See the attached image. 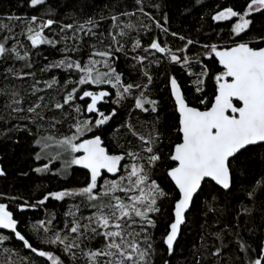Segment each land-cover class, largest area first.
Wrapping results in <instances>:
<instances>
[{
  "label": "snow or ice",
  "instance_id": "obj_1",
  "mask_svg": "<svg viewBox=\"0 0 264 264\" xmlns=\"http://www.w3.org/2000/svg\"><path fill=\"white\" fill-rule=\"evenodd\" d=\"M135 2L137 11L155 22L161 32L168 34L167 27L144 11V0ZM44 4L45 0H29L32 8ZM134 14L120 13L124 16ZM255 14L264 16V0H245L242 10L233 6L219 7L211 19L228 22L227 39L223 45H202L204 52L195 61L188 55L181 57L157 39H152L144 48L146 54H160L157 63L161 59L167 60L170 65L179 64L189 77L194 75L195 94L192 99L204 106L199 108L189 104L178 78L171 74L168 76L165 90L178 116L174 125L176 137L170 141L166 160L161 155L164 137L159 130V101L152 96L155 77L144 64L148 56H131L136 61L132 67L139 71L140 82L122 79L124 74L117 63L121 54L127 60L130 53H137L142 47L139 31L134 25L122 24L118 15H101L99 19L87 16L74 19L72 23H61L58 32L49 36L45 29L52 30L56 23L52 18L35 15L30 18L8 17V20L23 23L21 35L30 42L31 49L47 45L61 53L62 58L40 69L42 73L51 70L66 73L62 83L53 75L51 79L44 80L45 87L40 88L41 81L35 79L34 73L7 69L17 79L32 76L34 80L31 95L35 99L29 102L27 109L22 107L24 97L16 91L11 93L10 102L13 112L26 111L28 115L20 118L36 127L35 134L30 128L27 131L35 136L34 148L38 151H35L34 159L43 163L33 170L37 173L53 172L54 161H59L60 167L53 172L54 176L66 178L74 167L86 171L83 186L50 191L35 203L25 200L17 206L23 213L27 208L44 205L49 198L56 201L79 199V203L73 202L64 213V228L54 226L55 217L33 225L37 235L40 229L43 230L41 242L47 248L30 243L19 230V219L5 203H0V233L6 232L0 234V245L13 237L22 242L23 247L36 258H42L29 264H66L64 257L72 264H153L155 241L149 229L157 227L158 214L167 201L170 215L162 243L172 255L182 226L186 225L188 215L205 186L217 194L230 195L237 180L243 176L245 158L257 148L264 149V46H261L264 45V30L252 33ZM105 19L111 20L107 32L101 30ZM164 22L168 23L167 15ZM142 26L146 32L151 31L148 25ZM5 27L7 25H0V29ZM134 30L137 36L132 37L130 33ZM8 31L11 32V28ZM171 35L181 41L186 40L178 52L186 53L190 51V45L197 43L176 32ZM7 39L9 37H5ZM129 41L130 49L127 47ZM61 42L63 47L57 49ZM20 48H25L20 41H15L12 47L0 42V58L25 61L24 66L30 69V50L26 49L21 55ZM84 52L86 59L82 55ZM206 59L219 64L220 68L214 74L204 63ZM197 64L200 71L194 73L193 68ZM209 77L214 81L211 99L204 94ZM55 85H60L62 101L46 100L44 95H40ZM105 85L110 86L109 89H105ZM110 89H115L114 98ZM129 100L131 104L126 103ZM105 104L155 114L150 133L147 136L140 134L133 125L126 123L124 127L139 143L133 148L132 142L127 141L130 146L125 149L117 139L116 144L121 151H109L103 132L117 115V109L112 108L106 113L101 110ZM65 125L66 130L62 131ZM161 167L168 182L167 189L155 178L157 168ZM3 175L5 172L0 169V176ZM258 193L264 195V176L256 180L246 195L249 201H254ZM82 207L89 210L88 215L81 213ZM248 214L250 210L242 205L237 216ZM239 227V222L233 225V229ZM225 234L234 235L230 243H235L240 254L234 264H264V237L253 248L239 231L233 232L227 227L215 233L220 246L215 248L212 256L220 257L228 247L224 243ZM94 241L99 243V247L93 245ZM54 250H58L60 255L54 254ZM196 264H200L199 259Z\"/></svg>",
  "mask_w": 264,
  "mask_h": 264
},
{
  "label": "trees",
  "instance_id": "obj_2",
  "mask_svg": "<svg viewBox=\"0 0 264 264\" xmlns=\"http://www.w3.org/2000/svg\"><path fill=\"white\" fill-rule=\"evenodd\" d=\"M221 6H233L237 10H242L245 6V0H144V11L169 29L168 34H164L156 28L155 22L137 11L138 6L135 0H45V4L37 6V8L30 7L29 0H0V25H7V27L0 29V42L5 43L6 47H12L15 41H20L25 45V48H20V54L23 55V52L29 49V60L32 64L29 69L24 66L25 61L15 59L6 61L0 58V169L5 172V175L0 176V203H5L9 210L14 213V217L19 219V230L33 246L48 247L41 242L43 230L40 229V234L37 235L33 230V225H36L40 220L55 217L54 226L64 228L66 222L64 213L68 211L70 204L73 202L79 203V199L75 201L71 199L56 201L49 198L44 205L27 208L23 213L18 210L17 206L25 200L29 203H35L50 191L83 186L85 171L74 167L70 170L71 174L66 178L54 176L53 172L60 167L59 161H54L53 172L37 173L33 170L35 167L42 166L43 163L34 159L35 151H38L37 148H34L35 136L29 135L27 131L30 128L35 134L36 127L29 124L27 120L20 118L28 115L26 111L13 112L10 102L12 100L11 93L16 91L24 97L22 107L27 109L29 102L35 99L31 95L34 80L32 76L17 79L7 69L34 73L35 79L41 81L38 85L40 88H44L43 81L51 79L53 75L62 83L66 73L59 70L42 73L40 69L45 64L62 58L61 53L47 45H41L38 49H31L30 42L21 35L24 27L23 23L7 18L10 16L30 18L33 15L44 19L52 18L56 21L52 26V30L45 29L49 36H53L54 33L58 32L61 23H72L74 19H83L87 16H94L99 19L101 15L104 17L118 15L122 24L131 23L134 25V28L139 31L142 47L137 50V53H130L127 60L121 54L117 63L119 70L124 74L122 79L128 82H140L139 71L132 67L136 64V61L132 60L131 56L136 54L148 56L144 64L148 66V70L155 77L152 96L159 101V130L164 137L161 155L166 160V153L171 146L170 141H174L176 137L174 125L177 123L178 116L173 110L174 104L169 99V93L165 90L168 76L171 74L178 78L182 91L188 97L189 104L199 108L204 106L192 99L195 94L194 75L189 77L188 73L179 64L170 65L167 60L161 59L157 63L156 61L160 57L158 53L149 52L146 54L143 50L147 48L152 39H157L162 45L166 43L173 52H177L181 57L188 55L193 61L201 58V54L204 52L202 45L212 43L223 45L227 39L228 22H214L211 19L212 15ZM123 12L135 14L132 16L120 15ZM165 15L168 18L166 24L164 22ZM110 25L111 20L105 19L102 22L101 30L107 32ZM142 25H148L151 31L146 32ZM8 28H11V32L8 31ZM262 30H264V16L255 14L252 33H259ZM172 32H176L186 39L190 38L197 41V43L190 45V51L186 53L178 52L177 49L182 48L186 40L181 41L178 37H173ZM130 35L132 37L137 36V31H132ZM221 36L224 39H221ZM5 37H9V39L5 40ZM68 43L71 44V40ZM252 46H255V44ZM61 47H63V42L57 45V49ZM127 47L131 48L130 41ZM82 55L85 59L87 58L86 52ZM150 61L151 63H149ZM204 63L212 69L213 74L220 68L219 64L213 63L212 59H206ZM199 71L200 65L197 64L194 66L193 72L198 73ZM103 87L109 89L110 86L105 85ZM110 90L114 98L115 89ZM213 90L214 81L209 77L206 79L204 94L211 99ZM40 95H44L46 100L54 98L62 101L63 92L60 90V85H55L52 89H48ZM126 103L131 104L132 101L129 100ZM112 108L117 109V115L105 126L103 139L106 146L109 151L119 153L121 149L116 144L117 139H119L125 149L130 146L127 141H131V147L135 148L139 141L131 135L124 125L130 123L137 132L147 136L151 131V123L155 119V114L149 115L139 110L128 109L115 104H105L101 107V110L108 113ZM65 110H67V106H65ZM48 115L51 116L52 113H48ZM17 128L22 130L17 131ZM61 130H66V125ZM239 171L238 168L237 173ZM262 176H264V149L257 148L245 158L243 176L237 180L230 195L217 194L206 185L200 199L196 201L189 213L186 225L182 226L174 245V253L170 256L166 246L162 243V238L166 235L170 215L168 202L165 201L162 205V211L157 217V227L149 229L155 241L153 264H166V262L167 264H196L197 259L200 260V264H234L238 255H240L237 252L235 243H230L234 240V235L225 234L224 243L228 247L221 252L220 257L211 254L216 247L220 246L215 233L225 227L233 232L239 231L243 239L253 248H256L264 234V195L258 193L254 201H249L246 192ZM155 178L167 189L168 182L165 179L162 167L157 168ZM9 197H16L17 199L10 200ZM242 205L250 210V214L238 217L237 214L241 212ZM81 213L88 215L89 210L82 207ZM237 222H239V229H233V225ZM93 245L99 247L98 242L94 241ZM54 254L60 255L58 250H54ZM38 259L42 258H36L35 254L25 249L22 242L16 241L14 237L0 245V264H29L30 261ZM64 259L66 264H72L67 257H64Z\"/></svg>",
  "mask_w": 264,
  "mask_h": 264
},
{
  "label": "water",
  "instance_id": "obj_3",
  "mask_svg": "<svg viewBox=\"0 0 264 264\" xmlns=\"http://www.w3.org/2000/svg\"><path fill=\"white\" fill-rule=\"evenodd\" d=\"M159 54V53H158ZM160 55V54H159ZM178 115V114H177ZM83 171H86V170H83ZM4 233H6V232H4ZM263 237H264V234H263ZM176 243V242H175ZM175 245V244H174ZM169 255V254H168ZM170 256V255H169Z\"/></svg>",
  "mask_w": 264,
  "mask_h": 264
}]
</instances>
